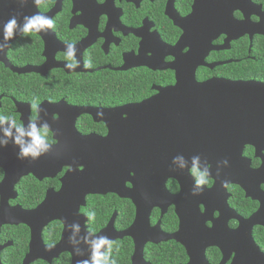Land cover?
Returning a JSON list of instances; mask_svg holds the SVG:
<instances>
[{"label": "flooded vegetation", "instance_id": "1", "mask_svg": "<svg viewBox=\"0 0 264 264\" xmlns=\"http://www.w3.org/2000/svg\"><path fill=\"white\" fill-rule=\"evenodd\" d=\"M199 1L45 0L43 5L36 7L35 12L49 16L54 21L55 27L49 29L50 35L46 36L47 43L44 41L43 32L30 34L21 32V35L10 44L4 61L0 60V116L15 119L27 132L29 122L35 115L36 127L40 129L47 123L54 134L49 140L52 144L49 151L55 152L59 147L57 151L65 155L63 149L68 148V151H71L70 146L75 143V137L91 136L104 139L108 136L110 128L113 131L118 129L121 131V125L124 124L120 119L126 118L120 113L112 114L108 127L104 122H96L91 115H77L71 109L112 111L140 104L157 96L162 90L173 88L176 85L177 72L193 73L200 84L217 80L264 83L263 78L258 80L242 73L244 65L264 61V37L250 36L248 33L236 36V31H233L235 26L243 22H246L253 31V27L261 19L264 20V0H251L252 6H247L245 10H237L238 6L242 8L241 0ZM193 15L195 17L186 26L184 20ZM208 24L212 25L209 29ZM215 30L216 34H213L208 44L206 38ZM69 43L75 45L74 58L78 65L74 69L66 67L69 61L65 59V52ZM2 54L3 45L0 43V58ZM89 61L92 67H84ZM28 69L41 70L42 73H19ZM260 74L264 75V66L263 70L260 69ZM126 86L138 91L148 90V93L142 96V93L136 92L137 97L134 96L133 101L116 99L109 93ZM33 102L38 105V113H34L31 108ZM5 129H10L11 136L4 135ZM16 135V128L11 126V120L0 124V137L7 140L9 143L7 146H12V149L17 148L12 144ZM24 139L27 141L29 138ZM7 146L0 150L7 155L17 153ZM246 151L250 153V157L245 155ZM243 157L251 161L253 169L261 166L260 160L254 157L252 148L245 147ZM65 160L66 166L63 165L55 174L52 173L51 177L39 179L31 173L22 176L9 194L7 205L10 208L20 207L24 211H33L44 201L48 192L58 193L68 172L80 173L84 170L82 165L73 166L70 159L65 157ZM60 162L61 156L51 161L55 170ZM24 166L27 168L30 165L25 163ZM0 172L1 183L4 172L2 169ZM25 183L39 188V194L42 195L41 199L29 208L22 205L20 196V189ZM171 185L175 186L174 190H170ZM126 187L130 189L131 185L126 183ZM34 188H31L32 191L36 190ZM166 188L172 195L179 192L178 184L174 181H168ZM85 189L87 191L88 187ZM225 189L228 195L227 205L238 218L247 220L259 210L260 203L247 198L246 192L239 186L229 184ZM258 189L264 193V181ZM109 201L115 209L103 226L102 220L98 217L97 207L100 203ZM118 201H126L132 205L129 200L120 199L113 194L86 195L85 205L79 207L78 214L74 217H64L66 219L64 222L52 221L42 230L43 245L46 248H53L61 241L64 223L68 231H72L69 226L73 223L81 225L80 232L75 234L77 240H79L77 234L81 233L96 236L112 221L114 232L123 233L135 220V208L132 205L133 219L127 224V221H120L118 205L122 206L123 203L116 204ZM236 202L242 204V209ZM198 208L203 214L204 207L200 205ZM89 212H95V218L91 221L87 218ZM218 217L219 213L214 212L212 220ZM188 220L192 221L190 217ZM157 224L165 236L178 234L181 229L175 207L172 205L166 207L163 215L161 210L153 209L149 216V225L152 229ZM204 225L207 229L212 227L209 221L204 222ZM238 225L235 220L230 219L226 222L230 231L236 230ZM55 226L60 228L58 240L47 243L45 238ZM19 227L28 230L27 242L24 239L16 242L21 239L16 229ZM252 238L260 252L264 254V225L252 228ZM30 241V230L26 226H2L0 264H24L30 253ZM202 252L204 264H222L223 256L216 247L203 248ZM88 253L90 254L86 251L84 254L89 255ZM134 254L135 245L132 238L125 237L113 241L111 258L115 257L116 264H133ZM194 257L195 254H190L187 245L170 240L146 244L142 260H136L134 264H194ZM233 257L234 252L228 254L223 264H231ZM28 263L72 264V254L65 251L49 262L37 259L33 262L29 260Z\"/></svg>", "mask_w": 264, "mask_h": 264}, {"label": "water", "instance_id": "2", "mask_svg": "<svg viewBox=\"0 0 264 264\" xmlns=\"http://www.w3.org/2000/svg\"><path fill=\"white\" fill-rule=\"evenodd\" d=\"M250 1L241 0L242 8L238 6L237 10L252 6ZM36 7L33 0H27L23 5L19 0H0L1 61H4L10 44L21 35L18 27L13 37L5 40V23L10 17L16 16L18 26H22L23 17L32 16ZM195 15L184 20L186 26ZM210 26L208 24V29ZM233 31H236V36L248 33L250 36L264 37V20L261 19L253 31L246 22L235 26ZM213 34H216V30L207 36L208 44ZM49 35L48 31L47 35L44 34L46 43V36ZM25 72L42 73L41 70L33 69L19 73ZM71 110L77 115H91L96 122L101 121L106 125L111 121L112 114L120 113L126 118L120 119L124 124L121 125V131L110 128L104 139L75 137V143L70 146L71 151L63 149L65 155H61L57 147L55 152L50 150L35 161H20L17 153L7 155L0 150V169L4 172L0 183V228L24 225L30 230V253L24 264L37 259L49 262L65 251L72 254V264L89 259L90 254H84L90 252V244L83 239L86 234H77L79 240L75 236L70 240L73 232L66 229V223L61 241L55 247L46 248L42 242V230L52 221L64 222V217L78 214L77 210L85 205L84 197L88 194H113L129 200L134 206L135 220L129 229L116 234L112 221L96 235L107 236L112 242L125 237L132 238L135 245L133 264L136 260H142L146 244L170 240L187 245L190 254H195L194 264H204L202 249L207 247L219 249L223 256L222 264L232 252L235 257L231 264H264V254L252 238V228L264 225V193L258 189L264 181V83L217 80L200 84L193 73L177 72L173 88L162 90L157 96L140 104L112 111ZM0 140L5 139L0 137ZM245 147L252 148L254 157L260 160L258 169H253L251 161L243 157ZM12 150L18 151L17 148ZM177 155L183 157V169L179 161L173 164V157ZM197 155L201 170L206 165L210 166L213 182L210 188L204 186V191L199 195H192L194 180L190 175V167L192 157ZM60 156L61 162L55 170L51 161ZM65 157L71 160L73 166L82 165L84 170L80 173L68 172L58 193L48 192L44 201L33 211L7 205L9 194L22 176L31 173L39 179L51 177L52 173L66 166ZM225 159L228 161L226 166L220 163ZM25 163L30 166L26 168ZM168 181L178 184L177 195L168 192ZM225 181L227 185L239 186L246 192L247 198L260 203L259 210L249 219L242 220L229 209L225 191L227 186H223ZM126 183L131 185L130 189ZM171 205L175 207L181 230L173 236H165L160 232L159 224L151 229L149 216L153 209L161 210L163 215L166 207ZM200 205L204 207L203 214L199 211ZM214 212L219 213L216 220H212ZM188 217L192 219L191 222ZM230 219L239 224L234 231L226 226ZM206 221L211 222V228L205 227ZM94 238L90 236L89 240ZM105 250L106 246L101 248V252Z\"/></svg>", "mask_w": 264, "mask_h": 264}, {"label": "clouds", "instance_id": "3", "mask_svg": "<svg viewBox=\"0 0 264 264\" xmlns=\"http://www.w3.org/2000/svg\"><path fill=\"white\" fill-rule=\"evenodd\" d=\"M21 5L27 3V0H19ZM33 3L37 6H41L45 3V0H33ZM20 27V31L23 34L30 33H45L49 29L55 27L52 18L41 15L39 13L33 14L32 16H24L22 26H18L17 17L12 16L5 23L3 28V36L5 40H9L13 37L14 32ZM75 45L69 43L67 51L65 52V59L69 61L66 64L68 69H74L77 67L78 62L74 58ZM86 68L92 67L91 61L84 65ZM31 108L34 113H38V105L36 102L31 104ZM101 115V113H98ZM11 120V126L16 128L17 135L12 140V144L18 148L17 159L24 160L29 159L35 161L39 159L42 155L48 153L50 146L52 145L49 140L52 135H54L47 123H44L40 129L36 127L37 117L34 115L32 121L29 122V130L25 132L22 124H18L17 121L8 116H0V124L5 121ZM5 136H11L10 129L4 130ZM24 137L29 139L26 141ZM7 140H0V148H4L8 145ZM180 162L181 169L184 168L182 155H177L173 157V164ZM221 164L227 165L228 161L225 159L220 161ZM2 175V172H0ZM190 175L193 177L194 184L192 188V195H199L204 191V186L210 187L213 182L212 174L210 172V166L206 165L203 170L199 167V156L192 157V166L190 167ZM227 181L223 182V186H227ZM88 220H93L95 218V212L87 213ZM73 231V237L69 239L72 240L76 233L80 232L81 225L79 223H73L70 225ZM90 236H94L91 233H87L83 239L85 243L90 244V256L89 259L83 260L80 264H116L115 260L112 259V245L113 242L107 236H94L95 238L89 240ZM104 252H101V248H105ZM51 247V245H50ZM78 252V251H77Z\"/></svg>", "mask_w": 264, "mask_h": 264}, {"label": "trees", "instance_id": "4", "mask_svg": "<svg viewBox=\"0 0 264 264\" xmlns=\"http://www.w3.org/2000/svg\"><path fill=\"white\" fill-rule=\"evenodd\" d=\"M263 66H264V61L263 62L250 63L249 65L246 64L243 66L244 69H243L242 73L244 75L253 77L254 79L261 80V78L264 79V75L260 74V69L263 70ZM61 83H64V82H61ZM136 92L142 93V96H144L145 94L148 93V90L138 91V90H135V88L126 86V87L122 88L121 90L109 91V93L111 95L113 94L116 99L132 100V101L134 100V96L137 97ZM245 155L250 157V153L247 151H246ZM253 164H254L253 166H255V162H253ZM31 188H34V186H32L30 183H25L20 189L21 190V195H20L21 196V202H22V205L26 208L32 207L33 204L37 203L42 197V195L39 194V191H40L39 188L35 187L34 188V189H36L35 191H32ZM172 189L173 190L175 189L174 185H171L170 190H172ZM29 195H32V196H29ZM119 203H123L122 206L118 205V209L120 208L119 209L120 221H123V222L127 221V224L131 223V221L133 219V213H134L133 206L129 202H126V201L116 202V204H119ZM236 205H238L242 209V204L239 205V203L236 202ZM97 208H98V217L102 220L101 224H103V226H104L106 224L107 220L109 219V217L111 216L112 210H114L115 208L113 207V204L110 201L107 203H100V205ZM240 208L237 207L238 210ZM54 228L55 229H53V231H51L49 233L48 237L45 235L46 236L45 239L47 240L46 241L47 243L56 242L58 240L60 228H59V226L58 227L55 226ZM16 229H18L17 234H19V236L21 238L20 240H17L16 242H21L22 239H24L25 242H27L28 241V230L24 227H19ZM15 235L16 234H12V236H15ZM113 258L115 260V257H113ZM115 262H117V261L115 260Z\"/></svg>", "mask_w": 264, "mask_h": 264}]
</instances>
